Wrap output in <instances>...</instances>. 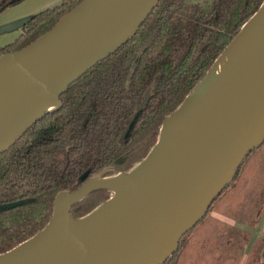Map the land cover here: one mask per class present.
<instances>
[{
	"label": "trees",
	"instance_id": "trees-1",
	"mask_svg": "<svg viewBox=\"0 0 264 264\" xmlns=\"http://www.w3.org/2000/svg\"><path fill=\"white\" fill-rule=\"evenodd\" d=\"M21 1L0 0V12ZM80 1L59 0L30 15L14 39L0 46V55L31 44ZM262 1L155 0L127 38L69 83L54 108L0 151V254L46 227L59 192L129 174L157 141L162 120L186 107L188 96ZM245 154L205 211L235 188L238 199L235 205L227 201L229 213L252 228L264 206V139ZM111 195L107 188L90 189L69 205L68 216L83 218ZM182 236L160 264L176 262L186 244ZM247 240L240 237L239 252ZM256 244V258L264 261V238Z\"/></svg>",
	"mask_w": 264,
	"mask_h": 264
},
{
	"label": "water",
	"instance_id": "water-1",
	"mask_svg": "<svg viewBox=\"0 0 264 264\" xmlns=\"http://www.w3.org/2000/svg\"><path fill=\"white\" fill-rule=\"evenodd\" d=\"M116 3L117 0H81L64 14L73 13L61 36L54 38L53 32L64 15L28 46L0 55V72L17 68L26 82L12 83L10 88L28 92V106L44 107L53 101L55 107L65 87L127 38L147 12L127 37L111 48L90 51L76 64L53 70L48 76L51 81L45 84L26 72L19 59L40 54L43 48L38 40L55 46L58 54L72 52L75 41L92 34L93 25L109 20L110 7ZM261 4L255 13L261 11L264 0ZM47 36L46 42L43 37ZM31 49L34 52H28ZM213 65L214 62L195 90ZM202 93L203 90L192 100L187 98L181 112L162 120L157 141L129 174L118 173L112 176L113 182L101 178L87 181L73 192H59L46 227L0 254V264L20 263L38 249L53 245L62 246L64 256L49 264L162 263L176 249L178 238L198 223L207 204L232 179L245 153L264 139V26L215 94L202 97ZM28 106L19 105L18 109L28 112ZM101 187L115 193L83 218L68 216L71 203L88 190Z\"/></svg>",
	"mask_w": 264,
	"mask_h": 264
},
{
	"label": "bare ground",
	"instance_id": "bare-ground-1",
	"mask_svg": "<svg viewBox=\"0 0 264 264\" xmlns=\"http://www.w3.org/2000/svg\"><path fill=\"white\" fill-rule=\"evenodd\" d=\"M155 0H117L111 6L109 20L100 21L92 26V34L82 35L80 40L75 41L73 51L69 53H56L55 46L45 45L43 41L38 43L43 51L38 55H24L19 60L20 65L26 72L33 75L37 80L45 84L51 81L49 73L61 67L76 64L81 57L87 55L92 50L102 47H112L115 43L127 37L141 20L150 5ZM73 13L62 17L53 32V37H59ZM264 26V5L260 12L255 13L247 20L231 41L229 46L220 54L214 62L209 75L199 87L202 95L211 97L219 86L231 75L232 70L237 67L245 57L248 49L257 39L258 33ZM2 58H0V63ZM23 81L21 72L15 68L6 72H0V149L7 145L17 134L41 113L53 108L55 103L51 101L48 105L40 107L37 105L28 106V95L26 91H13L10 88L12 83ZM203 97V96H202ZM19 105H27L29 111L23 112L18 109ZM183 118V117H182ZM181 118V119H182ZM103 181L113 182L114 178L106 177ZM73 228V227H72ZM64 256V248L60 245L45 246L30 255L21 259L17 264H49Z\"/></svg>",
	"mask_w": 264,
	"mask_h": 264
},
{
	"label": "rangeland",
	"instance_id": "rangeland-1",
	"mask_svg": "<svg viewBox=\"0 0 264 264\" xmlns=\"http://www.w3.org/2000/svg\"><path fill=\"white\" fill-rule=\"evenodd\" d=\"M188 1L205 5L209 0ZM43 38L46 42L49 39L48 36ZM48 45L51 44L48 43ZM28 52H34V50L31 49ZM198 92L199 89L197 88L188 97V100L196 98ZM230 189L235 191V188ZM226 191L223 189L221 192ZM234 191L220 195L213 203L214 205L205 211L201 222L183 234L182 239L186 244L181 245L176 262L171 258L165 264H264L263 260L256 258L257 253L255 251L258 239L264 238L261 232L264 222V206L258 212L257 222L250 228L241 223L237 214L234 217L229 213L231 208L228 209L227 201L235 205L238 199V195ZM111 193L113 194L115 191L113 190ZM252 216L253 212L249 217ZM242 236L247 237L248 240L242 251L239 252L240 237Z\"/></svg>",
	"mask_w": 264,
	"mask_h": 264
},
{
	"label": "crops",
	"instance_id": "crops-1",
	"mask_svg": "<svg viewBox=\"0 0 264 264\" xmlns=\"http://www.w3.org/2000/svg\"><path fill=\"white\" fill-rule=\"evenodd\" d=\"M59 0H23L0 12V46L8 43L20 31V25L30 15L58 3Z\"/></svg>",
	"mask_w": 264,
	"mask_h": 264
}]
</instances>
